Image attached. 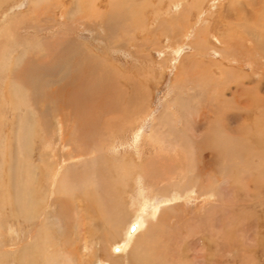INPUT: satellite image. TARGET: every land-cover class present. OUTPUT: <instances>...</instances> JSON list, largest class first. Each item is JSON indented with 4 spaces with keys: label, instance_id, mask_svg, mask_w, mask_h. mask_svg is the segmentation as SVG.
<instances>
[{
    "label": "rangeland",
    "instance_id": "374dc122",
    "mask_svg": "<svg viewBox=\"0 0 264 264\" xmlns=\"http://www.w3.org/2000/svg\"><path fill=\"white\" fill-rule=\"evenodd\" d=\"M183 1L187 5L182 6ZM251 16L253 22L247 20ZM12 17L25 19L11 31L9 58L13 57L14 61L23 53L22 48L27 47L28 57L43 68L59 65L60 70L57 63L63 60L67 63L63 64L67 70L64 68L62 75L46 79L41 90V95L55 99L51 117L45 113L42 99L39 103L34 101L40 110L35 108V103H30V118L37 120L33 121L37 126L34 125L32 133L37 134L32 156L35 163L43 165L45 174L43 180L39 178L38 195L48 197L32 221L17 217L7 207L0 208L2 230L8 233L9 248L13 247L14 252L19 248L16 255L44 225L49 236L48 239L45 233L44 246L51 251L58 248V264H99L101 261L146 264L141 263L143 258L153 259L151 264H264V169L259 159L264 156V45L248 33L250 29L264 33V0H0V31L7 29ZM0 41L5 43L3 37ZM78 50L90 51L104 62L106 72L99 71L100 80L88 77L92 72L90 64L80 60L84 53ZM13 63L4 66L0 63L1 153L4 149L8 151L10 145L16 152L19 146L17 137L23 115L12 105L16 100L12 90L17 86L9 77L10 71L6 72L9 65L16 67ZM37 66L29 70L33 77ZM206 66L211 72V83H208ZM216 84L221 91L213 89ZM9 86L16 87L10 90ZM27 90L30 98H34L32 86H27ZM137 91L146 99L142 108L132 110V96ZM65 100H69L72 107L74 104L75 110L64 109ZM80 113L83 119L77 116ZM63 114H72L71 120L74 119L69 124V128L75 126L72 130L108 128L112 137L91 144L79 142L74 147L85 153L83 157L74 156V160L70 157V161L65 156L68 150L60 148L57 151L62 152L55 158L45 144L53 141L58 145L57 139L61 137L56 132H60V126L54 119H60ZM162 115L172 120L164 129L160 122ZM79 118L85 120L84 124L77 122ZM121 118L125 121H120ZM174 124L184 136L171 137ZM157 131L167 134L166 139L160 135L165 143L156 136L151 139ZM209 132L217 136L221 132L242 135L247 144L225 141L205 150L196 147L193 156H188L192 147H188L187 141L191 136L197 141ZM169 143L178 145L174 148L177 150L181 146L188 147L183 159L185 172H172L174 175L157 184L150 174L142 172V167L155 160V152L160 148H166L165 154L172 152ZM118 159L131 171V179L128 186L124 180L115 191L123 204L112 211L115 220L112 224L107 218L105 184L107 180L122 179L119 175H123L124 170L120 169ZM192 159H195L194 164ZM172 161L167 160V163ZM3 162V154H0V179L4 174ZM249 163L257 168H248ZM77 172L80 181L74 178ZM64 176L70 182L61 188L59 180ZM210 182H216L212 189L207 188ZM155 184L159 188L156 189ZM142 190L149 194L145 195ZM188 192L193 196L187 197ZM99 194L102 201L105 200V208L101 207ZM77 195L80 197L75 199ZM145 199L147 204H144ZM73 200L78 203L72 204ZM142 209L148 214L142 232L126 253L112 256V248L124 240L128 227L140 217ZM86 241L92 247L88 255L84 249ZM83 254L87 255L85 259ZM15 258L14 255L9 261L22 264ZM35 264H44V261L37 259Z\"/></svg>",
    "mask_w": 264,
    "mask_h": 264
},
{
    "label": "bare ground",
    "instance_id": "6f19581e",
    "mask_svg": "<svg viewBox=\"0 0 264 264\" xmlns=\"http://www.w3.org/2000/svg\"><path fill=\"white\" fill-rule=\"evenodd\" d=\"M183 5L182 6H185L187 5L185 3V1H183ZM250 2V1H249ZM251 3V2H250ZM239 5V4H238ZM244 7V5H242V8ZM186 8V7H185ZM241 8V7H239ZM130 13V12H129ZM128 14V13H127ZM249 17V16H248ZM247 17V20L251 19L250 21L253 22L254 21V18L251 16V18H248ZM25 19L24 18H21V17H17V18H11L10 19V22L9 24L7 25V29L4 28V30L0 31V39L3 37V39H5V43L0 41V63L2 62V65L1 66H4V65H8V64H11L12 62H15V64L13 63L12 65H16V67L9 65L8 67L11 69H7L6 68V72L9 70L10 71V78L12 77L13 78V81L12 82L13 84H15L17 86V88H14L13 87H16V86H13V87H10L9 89L12 90L14 92V94H16V100H14L15 102L12 104L13 107L16 108V110L18 111L21 110L22 112V117L20 119V125H19V131H18V142H19V146H18V150L15 152L13 149H12V146L10 145L9 146V150L8 151H5L4 149V152H0V154H3V157H4V162H3V168H1V171H2V174L3 176L1 175V179H0V208H9L11 209L10 211L14 214H16L17 217L19 218H23V219H27V220H33L35 219L37 216H38V212H39V208L42 207V205L45 203V199L48 197L47 195H45L44 197L46 198H39V195H38V185L40 183L39 181V178L40 180H43V176L45 177V174L43 172V165H39L37 163H35L34 161V158L32 156V145L34 143V138L36 137V134L35 133V136H34V132L32 133V130L34 129V125L36 123H34L35 119H31L30 118V103L31 104H34L35 100H37V102L39 103L40 99H42L43 101V105H44V111L45 113L49 114V116L51 115V105H52V102L55 100V99H51L50 96H44V95H41V90H43V84L44 82L46 81V79H50V78H54L53 76L56 77V75L60 76L64 73V71H66L67 69L65 68L67 63L63 60V62H56L57 64H60V67L58 70V66L55 65L54 66H49V67H42L40 63H36L34 61H32L33 59L28 57V48L26 47H23L22 50H23V53L22 54H19V56H16L17 58H14L15 60L13 61V57H10L9 58V36L11 34V31L16 28V27H19L23 20ZM165 23V22H164ZM5 27V26H4ZM198 32V31H197ZM248 33H250V36L251 38H259V42L264 45V33H261V32H258L256 33L255 31L253 30H249ZM12 38V37H11ZM13 39V38H12ZM252 40V39H251ZM26 43V42H25ZM206 45V44H205ZM260 45V44H259ZM27 46V45H26ZM181 48V47H180ZM26 52H25V51ZM177 50V49H176ZM80 53H84V58H80V60L83 62L85 61L89 66H90V70L92 71L90 76V79H93V78H98L97 76L98 73H101L99 72L100 70H102L103 72H106L105 70V67H104V62L102 60H100L99 58H96L90 51H86V50H78ZM26 55H25V54ZM21 55V56H20ZM67 55V54H66ZM71 55V54H70ZM76 55V53H75ZM80 55V54H79ZM64 57V56H63ZM76 57V56H75ZM100 57V56H99ZM65 58V57H64ZM243 58V57H242ZM67 59V58H66ZM11 60V61H9ZM36 61V60H35ZM72 61V60H71ZM196 61V60H194ZM244 61V60H243ZM11 62V63H10ZM5 63V64H3ZM56 63H53V64H56ZM73 63V62H71ZM77 63V62H76ZM247 63V62H246ZM17 64H18V68H17ZM48 64V63H47ZM63 64H66V65H63ZM85 64V63H84ZM37 66L36 68V71H35V74L36 76H32V72H30L29 70L33 67V66ZM63 67H62V66ZM75 65V64H74ZM81 65V64H80ZM87 65V66H88ZM195 65V64H193ZM203 65V64H202ZM205 65V64H204ZM197 66V65H196ZM69 67V66H68ZM67 67V68H68ZM80 67V66H79ZM78 67V68H79ZM86 67V66H85ZM198 67V66H197ZM201 67V66H200ZM2 67H0L1 69ZM66 70H65V69ZM71 68V67H70ZM82 68V67H81ZM18 69V70H17ZM75 70V69H74ZM206 70V73H207V77H208V83L211 81V72L209 69H207V66L205 68ZM2 71V70H1ZM69 71V70H68ZM87 71V70H86ZM203 72V71H202ZM200 73V72H199ZM229 73V72H228ZM4 74V73H3ZM74 74V73H73ZM82 74V73H81ZM117 74V73H116ZM198 74V73H197ZM69 75V74H68ZM85 75V74H84ZM89 75V74H87ZM102 75V74H101ZM231 74H229L230 76ZM72 76V75H71ZM195 76V75H194ZM70 77V76H69ZM87 77V78H88ZM236 77V76H235ZM15 78V79H14ZM77 79H79L78 77H76ZM82 78V77H81ZM104 78V77H103ZM107 78V77H106ZM68 79V78H67ZM66 79V81H67ZM120 79V78H119ZM61 80V79H60ZM100 80V79H99ZM108 81V80H107ZM50 81H48L49 83ZM54 82V81H53ZM57 82V81H56ZM63 82V81H62ZM96 82V81H95ZM205 82V80H204ZM47 83V84H48ZM75 83V82H73ZM72 83V84H73ZM211 83V82H210ZM61 84V83H60ZM65 84L68 85V83L65 82ZM63 83V86L65 85ZM96 84V83H95ZM98 84V83H97ZM206 84V82H205ZM76 85V83H75ZM74 85V86H75ZM79 85V84H78ZM212 85V84H211ZM27 86H32L33 88V93L35 94L34 95V98H30V96L28 95V90H27ZM208 86V84L206 85ZM48 87V86H47ZM69 87V85L67 86ZM215 88H213L214 90L216 91H219V87L217 86V84L214 86ZM51 88V87H50ZM49 89V87H48ZM68 89L70 88H67V91H69ZM9 90V91H10ZM32 90V89H31ZM66 90V89H65ZM94 91V90H93ZM97 91V90H96ZM221 91V90H220ZM58 92V91H57ZM87 92H89L87 90ZM125 92V91H124ZM47 93V92H46ZM59 93V92H58ZM70 93V92H69ZM73 93V91H72ZM72 93H70L71 95H73ZM39 94V95H38ZM61 94V93H60ZM144 94V93H143ZM62 95V94H61ZM69 95V94H68ZM123 95V94H122ZM131 95V94H130ZM147 95V94H146ZM84 96V95H83ZM40 97V98H39ZM42 97V98H41ZM58 97V96H57ZM56 97V98H57ZM60 97V96H59ZM67 97V96H66ZM93 97V96H92ZM107 97V96H106ZM134 97V100H133V105H132V110L135 109V110H138L140 107H141V104L142 102L146 99L143 100V96H141V93L137 91L136 95L135 96H132ZM241 97V96H240ZM63 98V97H62ZM226 98V97H224ZM259 98V97H258ZM45 99V100H44ZM68 99V98H66ZM71 99V97H70ZM95 99V98H94ZM105 99V98H104ZM72 100V99H71ZM97 100V99H95ZM103 100V99H102ZM117 101V99H115ZM124 100V99H123ZM255 100V99H254ZM69 100H65L66 102V105L63 106L65 107L64 109H69L72 107V105L68 102ZM75 101V100H74ZM114 101V100H113ZM3 102V101H2ZM1 102V103H2ZM33 102V103H32ZM106 102V101H105ZM0 103V105H1ZM63 103V102H62ZM74 103V102H73ZM103 103V102H102ZM107 103V102H106ZM146 103V102H145ZM237 103V101H236ZM41 104V103H40ZM41 104V105H42ZM61 104V103H59ZM231 104V103H230ZM241 104V103H240ZM42 105V106H43ZM224 105V104H223ZM55 106V105H54ZM77 106V105H76ZM105 106V105H104ZM240 106V105H239ZM39 106H36V103H35V108H37ZM46 107L48 108V110H46ZM73 107L74 104H73ZM72 107V108H73ZM241 107V106H240ZM71 108V109H72ZM103 108V106H102ZM107 108V107H106ZM142 108V107H141ZM230 108V107H228ZM34 109V107H33ZM66 109V110H67ZM77 109V108H76ZM123 109V108H122ZM130 109V108H129ZM37 110H40V107L39 109L37 108ZM59 110V109H58ZM73 110H75L73 108ZM108 110V109H106ZM127 110H128V107H127ZM3 111V110H2ZM16 111V113H18ZM63 111V110H62ZM102 111V110H101ZM129 111V110H128ZM143 111V110H142ZM105 112V110H104ZM138 112V111H137ZM2 113V112H1ZM0 113V114H1ZM32 113V112H31ZM64 113V112H63ZM95 113V112H94ZM106 113V112H105ZM110 113V112H109ZM131 113V112H130ZM134 113V112H133ZM139 113V112H138ZM3 114V113H2ZM34 114V113H33ZM32 114V115H33ZM57 114V113H56ZM67 114H68V111H67ZM67 114H63L61 116L60 119H57L55 118L54 119V123L57 122L59 123V126H60V132H56V133H60V139L56 138L59 143L57 146H55V143L53 141H49L48 144H45V146H47L48 148V151H49V154L50 155H56L55 158L57 157V154L59 151H57V149H62V150H68L67 152H69V154H66L65 156H68L69 159L70 157H73V160H74V156L76 157H83V154H85L82 150L80 149H75L74 146H78L79 142H82L83 144H91V143H96L98 140V142H102L104 140H108L112 137V133L109 132V129L108 128H100L101 130L99 129H94L92 131L89 130H86L84 127L82 128H76L75 130H72V128H69V124L70 122L74 119L71 120V115L68 116ZM92 114V113H91ZM35 115V114H34ZM74 115V114H73ZM83 115V114H82ZM81 115V113L77 116H81L80 118L83 119V116ZM95 115V114H94ZM93 115V116H94ZM124 114H122L123 116ZM2 116V115H1ZM36 116L39 117V115L36 113ZM47 116V115H46ZM108 116V115H107ZM127 116V113L126 115ZM256 116V115H255ZM51 117V116H50ZM3 118V116L1 117ZM0 118V119H1ZM37 118V117H36ZM49 118V117H48ZM80 118H79V121L77 122H80V123H83L85 122L84 121H80ZM126 118V117H125ZM125 118H121L120 121H125ZM136 118V117H135ZM104 119V118H103ZM46 120V119H45ZM48 120V119H47ZM50 120V119H49ZM53 120V119H52ZM51 120V122H52ZM102 120V119H101ZM34 121V122H33ZM89 121V120H88ZM109 121V120H108ZM160 122L162 123V128L164 129L163 126H165V124H168L170 122H172V120H170V118L167 116V115H162L161 119H160ZM72 123V122H71ZM101 123V122H100ZM103 123V122H102ZM105 123V122H104ZM108 123V122H106ZM221 123V122H220ZM76 124V123H75ZM84 124V123H83ZM82 124V125H83ZM87 124V123H86ZM255 124V123H254ZM51 125V123H50ZM81 125V124H80ZM90 125V124H89ZM97 125V123H96ZM245 125V124H243ZM37 126V124H36ZM84 126V125H83ZM103 126V125H102ZM52 127V125H51ZM71 127V126H70ZM78 127V126H77ZM80 127V126H79ZM176 125L174 124L172 126V130L170 132V135L171 137H179V136H184L182 134H180L179 130H176ZM240 127V126H239ZM246 127V125H245ZM249 127V125H248ZM48 128V127H47ZM96 128V127H95ZM212 128V127H211ZM39 129V128H38ZM56 129V128H55ZM85 129V130H84ZM166 129V127H165ZM98 130L100 131V133H98ZM112 130V129H111ZM213 129H211L212 131ZM50 131V130H49ZM56 131V130H55ZM154 131V130H153ZM162 131V130H161ZM241 131V130H240ZM247 131V130H246ZM1 132H3L1 130ZM15 132V131H14ZM52 132V131H51ZM260 132V131H259ZM54 133V132H53ZM229 133V132H228ZM43 134V133H42ZM169 134V133H168ZM243 134V133H242ZM264 134V133H263ZM48 136L50 134H47ZM161 134L157 131L155 132V134L152 136L151 139H154V137L156 136L158 141H163L162 143H165V140L161 139L160 137L163 136L162 138L166 139V137H164L165 133L162 132V135L160 136ZM218 135V134H217ZM216 133H207L205 134L204 136H202V138L200 140H197L195 141V138L193 139V137L191 136L190 138V141H187L188 142V147H192V150H190V153L188 154V151L185 150V148H188V147H185L183 148V146H181V149L177 150V149H174L175 146H178V145H175L174 143H169L168 144V147L170 148V150L172 152H168L167 154H165L167 151H166V148L162 147L159 149V151L157 150L155 153H156V156H155V160L152 159L151 162L147 163L145 166L142 167V172H145L147 174H150V178L151 180H154L157 184L159 183H163V181H165V179H167V177H169L171 174L174 175L172 172H174L175 174H177L178 172H185L183 169L186 167V164H185V157L187 156H193V152L195 150V148H199L200 150H205L207 148H210V147H215L216 145H219V143H224L225 141L226 142H237L239 144H247V141L245 139V137H243L242 135H227V133H223L221 132V135L217 136ZM248 135V134H247ZM55 136V134H54ZM57 137H59L58 135H56ZM114 136V135H113ZM250 136V135H248ZM255 136V135H254ZM42 137V136H41ZM51 137V136H49ZM47 137V138H49ZM149 137V136H148ZM155 137V138H156ZM10 138V137H9ZM252 138V137H251ZM261 138V137H259ZM3 139V138H2ZM45 139V137H44ZM55 139V138H53ZM52 139V140H53ZM113 139V138H112ZM156 139V140H157ZM1 140V138H0ZM5 140V139H3ZM2 140V142H3ZM9 140V139H8ZM50 140V139H49ZM233 140V141H231ZM260 140V139H259ZM258 140V141H259ZM46 141V140H45ZM114 141V140H113ZM116 141V140H115ZM253 141V140H252ZM257 141V140H256ZM261 141V140H260ZM11 142V141H10ZM48 142V141H47ZM234 142V143H235ZM5 143V142H3ZM54 143V144H52ZM113 143V142H112ZM161 143V145H163ZM99 144V143H98ZM160 144V143H159ZM183 144V143H182ZM236 144V143H235ZM116 145V144H115ZM185 145V144H184ZM253 145V144H252ZM55 146V147H54ZM99 146V145H98ZM164 146V145H163ZM6 147V145L4 146ZM14 147V146H13ZM161 147V146H160ZM82 148V147H80ZM89 148V147H88ZM196 148V149H197ZM70 149V151H69ZM84 149V148H83ZM241 149V147H240ZM93 150V149H92ZM156 150V149H155ZM168 150V149H167ZM91 151V150H90ZM97 151V150H96ZM96 151L93 152L92 154L93 155V158L95 157V154H96ZM108 151V150H107ZM106 151V149L104 150V152H106L105 154H107L108 152ZM241 151V150H240ZM34 152V151H33ZM62 152V151H60ZM59 152V153H60ZM64 152V151H63ZM196 152V151H195ZM254 153V152H253ZM73 154V155H72ZM118 154V153H116ZM246 154V153H245ZM47 154L45 153L44 154V157L46 158ZM64 156V155H63ZM62 156V158H63ZM214 156V155H213ZM216 156V155H215ZM43 157V156H42ZM119 157V156H118ZM139 157V156H138ZM142 157V156H141ZM219 157V156H218ZM106 158V157H105ZM258 158V157H257ZM53 159V158H52ZM64 159V158H63ZM62 159V160H63ZM66 159V158H65ZM68 159V160H69ZM79 159V158H78ZM104 159V158H103ZM107 159V158H106ZM122 159V158H120ZM124 159V158H123ZM172 162L170 163H167V160H172ZM261 161L263 162V164L261 165V168L264 169V156H260ZM80 160V159H79ZM130 160V159H129ZM256 161V159H254ZM253 160V161H254ZM45 161V160H44ZM43 161V162H44ZM70 161H72L70 159ZM123 161V160H122ZM121 160L118 159V163H119V167L120 169L122 168V170H124V174L122 175L120 173L119 175V178L122 177V179H120V181H117V180H112V181H109L107 180L106 181V184H105V187H107V193L105 192V196L104 198L106 199V202H107V218L110 220L109 222L110 223H114V219H113V216H112V211H117L118 209H120L121 207V200L119 199V194L116 193V189H119L120 187V183L124 180L125 182H127V186L129 185V180L131 179V171L127 168L126 164L124 162H122ZM192 164L195 163V159H192ZM210 161V160H209ZM201 162V161H200ZM225 162V161H224ZM45 163V162H44ZM117 163V164H118ZM251 163V162H250ZM249 163L250 166H248V168H252L254 167L257 168L255 166V164L253 163L252 165ZM42 164V163H41ZM99 164V163H98ZM107 164V163H106ZM49 166V165H47ZM107 166V165H106ZM46 167V164L45 166ZM85 167V166H84ZM195 167V166H194ZM47 168V167H46ZM76 168V167H75ZM52 170V168H49L48 170ZM77 169V168H76ZM118 169V168H117ZM51 170L49 172H51ZM202 170V169H201ZM56 171V170H55ZM114 171V170H113ZM53 172V171H52ZM112 172V171H111ZM117 172V171H116ZM262 172V171H261ZM68 173V172H67ZM70 173V172H69ZM68 173V174H69ZM82 173V172H81ZM84 173V172H83ZM82 173V175H83ZM204 173V172H203ZM207 173V172H206ZM48 174V173H47ZM51 173H49L50 175ZM49 175H47V177H49ZM53 175V174H52ZM81 175V176H82ZM204 175V174H203ZM208 175V174H207ZM51 176V175H50ZM57 176V174H56ZM78 179V177L80 176L79 172H77L75 175H74V178ZM140 176V175H139ZM183 176V175H182ZM195 176V175H194ZM53 177V176H52ZM184 177V176H183ZM186 177V176H185ZM57 178V177H56ZM68 178V176H67ZM104 178V177H103ZM175 178V177H174ZM189 178V177H188ZM195 178V177H194ZM47 179V178H46ZM46 179L44 180V182L46 181ZM81 179V178H80ZM85 179V178H84ZM83 179V181H84ZM111 179V178H110ZM179 179V178H178ZM50 180V179H49ZM73 180V179H72ZM79 180V179H78ZM143 180V179H142ZM59 181L61 185H59L61 188L62 186H65L67 185V182H70V181H67L66 180V177L64 176V178L62 177ZM58 181V182H59ZM80 181V180H79ZM89 183L88 180H85ZM98 181V180H97ZM238 181V180H237ZM244 181V180H243ZM42 181V183H44ZM56 182V179L55 181ZM73 183V182H72ZM78 183H82L81 182H78ZM98 183V182H97ZM202 183V182H201ZM245 183V182H244ZM57 182H56V186L54 187H58L57 186ZM90 184V183H89ZM96 184V183H95ZM125 184V185H126ZM155 184L156 186V189L159 188L158 185ZM186 184V183H185ZM184 184V185H185ZM216 182H210V185L207 186V188L209 189H212L214 188ZM42 185V184H41ZM40 185V186H41ZM55 185V184H54ZM83 185V184H82ZM85 185V184H84ZM124 185V183H123ZM175 185V184H174ZM207 185V184H206ZM87 186V185H86ZM143 186V185H142ZM180 186V185H179ZM89 187V186H88ZM197 187V186H196ZM41 188V187H40ZM65 188V187H64ZM91 188V187H90ZM124 188V187H123ZM55 189V188H52V190ZM83 189V188H82ZM89 189V188H88ZM92 189V188H91ZM199 189V188H198ZM44 190V189H43ZM50 190V189H49ZM57 190V189H56ZM202 190V188H201ZM207 190V189H206ZM47 191V190H45ZM44 191V192H45ZM59 192H61V189L58 190ZM143 192H146L144 190H142ZM155 191V190H154ZM194 191V190H192ZM200 191V190H199ZM52 194L54 192L50 191ZM50 192H47V193H50ZM91 192V191H90ZM89 192V193H90ZM43 193V192H42ZM92 193V192H91ZM189 193V192H188ZM50 194V195H52ZM144 194V193H143ZM142 194V195H143ZM149 194L148 192H146L145 195ZM192 195L193 196V193L190 192L188 195H185L187 197H189V195ZM202 194V193H201ZM42 195V194H41ZM65 195V194H64ZM97 195V194H96ZM143 195V197L145 196ZM184 195V196H185ZM61 197V195H59ZM93 196V195H92ZM95 196V195H94ZM102 196V195H101ZM183 196V197H184ZM42 197V196H40ZM64 197V196H62ZM67 197V196H66ZM80 197V196H79ZM78 195L76 196L75 199L79 198ZM98 197L100 198V201H102V197H100V194L98 195ZM182 197V198H183ZM196 197V196H195ZM56 198V197H55ZM59 198V197H58ZM69 198V197H68ZM66 198L67 200H70ZM96 199L97 197L95 198V202H96ZM188 199V198H186ZM202 199V198H201ZM50 200V198H49ZM99 200V199H98ZM74 201V200H73ZM93 201V200H92ZM105 200H103L101 203H102V206L103 208H105ZM50 202V201H49ZM56 202H58L56 200ZM60 202V201H59ZM76 200L74 201V203L72 204H75ZM69 203V201H68ZM78 203V202H76ZM52 204L54 205L53 201H52ZM67 204V202L65 203ZM90 204V203H89ZM98 204V202H97ZM96 204V205H97ZM123 204V203H122ZM144 204H147V200L145 199L144 200ZM62 205V204H60ZM71 204H69L70 206ZM52 207V205H50ZM48 206V208L50 207ZM55 206V205H54ZM72 206V205H71ZM77 206V205H76ZM75 206V207H76ZM88 206V205H87ZM91 206V205H89ZM136 206V205H135ZM61 207V206H60ZM74 207V206H72ZM96 207V206H95ZM132 207V206H131ZM56 208V207H55ZM62 208V207H61ZM60 208V213H62V209ZM66 208V206H65ZM144 208V207H143ZM47 209V208H45ZM67 209V208H66ZM73 209V208H72ZM77 209V208H76ZM44 210V208L42 209ZM50 210H52L50 208ZM62 210V211H61ZM74 210V209H73ZM45 211V210H44ZM57 211V210H56ZM77 213V211H75ZM81 212V211H79ZM119 212H121L119 210ZM4 213V212H3ZM46 213V212H45ZM48 213V211H47ZM46 213V214H47ZM51 213V211H50ZM49 213V214H50ZM58 213V212H57ZM65 213V212H64ZM84 213V211H83ZM41 214V213H40ZM12 215V214H11ZM56 215V214H55ZM54 215V216H55ZM65 215V214H64ZM42 216V215H41ZM148 216L147 214V211L145 210H141L140 211V217L137 218L133 224L131 223V225L128 227L126 233H125V238L122 242H120L118 245H116L115 247L112 248V256L114 257H119V256H122L124 253H126L129 249V247L131 246V243L137 238V236L140 235V233L142 232L143 230V227H144V221H145V218ZM61 217V216H60ZM40 218V217H39ZM38 218V219H39ZM62 219V218H61ZM148 219V218H147ZM152 219V218H151ZM48 220V219H46ZM35 221V220H34ZM45 221V219H44ZM63 221V220H62ZM61 221V222H62ZM28 222V221H27ZM41 222V221H40ZM46 222V221H45ZM30 223V222H29ZM42 223H43V220H42ZM49 223V221L47 222ZM65 223V222H64ZM51 225V223H49ZM116 225V224H115ZM146 225V224H145ZM147 225H148V221H147ZM4 224L3 222L1 223L0 222V264H10L11 261H9V259L13 258L14 255H15V261L17 259V262L18 263H24L25 264H31V263H34L37 261V259H42L44 261V264H58V261H59V255H60V251L58 250V248L55 250V251H51L49 249H46L47 247L44 246L45 245V233L47 234V227H45L44 225L42 226V228H40L37 232H35L34 234H32V237H30V239L27 241V243H24V249H22V251H19L20 253L18 255H16L15 253L18 252V249L19 248H15V252L13 251V247L12 249L9 248L8 246V241H7V236H8V233L7 231L4 233L3 232V227ZM145 229V228H144ZM50 230V229H49ZM64 231V230H63ZM173 232V231H172ZM144 233V232H143ZM84 235V234H83ZM95 235V234H94ZM178 235V234H177ZM48 236V234H47ZM84 237V236H83ZM48 239H49V236H48ZM48 244V243H47ZM20 245V244H19ZM49 245V244H48ZM81 245V244H80ZM115 245V244H114ZM13 246V245H12ZM57 247V245H55ZM19 247V246H18ZM9 248V249H8ZM84 249L87 251V255L88 253L91 252L92 250V247L88 244V241H86V244L84 245ZM174 253V252H173ZM85 254H83L82 258L85 259V257L87 256ZM80 257V256H79ZM78 259V258H77ZM152 260L153 259H145L143 258L141 263H144L146 262V264H151L152 263ZM2 261H4L2 263ZM105 261V260H104ZM10 262V263H8ZM106 262V261H105ZM105 262H102L99 263V264H109V263H105ZM212 262V261H210ZM61 263V262H60ZM68 263V262H67ZM171 263V262H170ZM12 264V263H11ZM111 264V263H110Z\"/></svg>",
    "mask_w": 264,
    "mask_h": 264
}]
</instances>
